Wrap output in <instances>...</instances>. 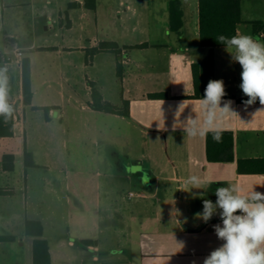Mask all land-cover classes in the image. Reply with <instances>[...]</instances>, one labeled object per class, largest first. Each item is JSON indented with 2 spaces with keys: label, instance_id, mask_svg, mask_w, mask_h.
<instances>
[{
  "label": "crops",
  "instance_id": "crops-1",
  "mask_svg": "<svg viewBox=\"0 0 264 264\" xmlns=\"http://www.w3.org/2000/svg\"><path fill=\"white\" fill-rule=\"evenodd\" d=\"M112 1L104 2L106 10L110 11L117 6V13L124 11V18L122 17L119 26L113 27L114 30L118 29L116 33L104 31L102 28L98 16L103 5L101 0H96L94 8L87 7L86 0H70L68 9L61 12L51 0L44 1L42 7L39 6L38 0H0V82L7 88L8 103L14 106V133L11 136H0V188L13 192L0 195V219L7 217L6 201L15 194L13 186L6 182V176L9 178L10 172L15 170L17 159L29 152L27 109L46 110L48 124H51L54 121L52 117L57 115L63 133L69 132L70 126L74 131H78L77 125L89 111L96 120L102 116L109 117L130 127L125 131L116 128L94 129V132L87 136L98 141L95 152L104 165L97 171L96 175L101 179L95 183L96 205L101 211L103 209V214L98 220L102 226L101 230L107 224L118 220L116 215L119 210L112 199L101 208L102 190L113 195L119 182L139 188V197L151 198V202L147 201L146 205L153 204L155 207L154 216L142 213L143 223L146 224L138 236L133 234L130 239L132 246L138 247V250L133 252L137 251L139 258L132 252L133 255L127 260H122L123 263H116L113 262L116 259L114 256L106 255L103 264H204V259L223 242L217 238L213 227L221 223L219 215L214 214L208 222L196 215L202 212L203 201L209 199L215 202L214 193L220 186L238 185L242 190L241 194L253 190L264 192V171L239 169L241 159L264 158V105H261L259 100L250 105L245 103L246 100H241L248 99L239 87L242 69L238 63L232 62L225 46L215 47V79L224 81L226 95L223 102L231 101V107L235 111L224 115L218 112L217 124L221 131H233L235 158L222 162L209 161L206 156V135L191 137L184 134L180 128L182 121L190 113L198 116L201 122L204 120L202 98L189 97L194 94L193 64L201 62L209 53V48L200 44L199 0H180L178 10L182 24L179 30L171 27V0H116L118 3L115 5H112ZM28 3H31L34 18L42 14L44 22H55L54 14L57 11L60 18L65 13L66 21L62 27L70 37L67 43L61 46H42L45 51L58 48V53L65 57L59 66L62 89L54 91L59 101L38 100L40 92L34 77V61L30 57L33 97L30 104L24 102L22 60L28 55L26 48L20 46L18 37L5 32V13L13 7L14 14L17 12L15 6ZM120 6H125L126 9L122 10ZM241 8L242 21L238 31L264 42V0H241ZM87 10L95 13L93 31L88 39V23L85 22ZM77 20L79 35L75 39L74 35H70V31L75 27ZM50 26L46 25L45 28ZM104 41L118 43L120 52L93 51ZM24 42L31 43L30 46L34 45L30 39ZM19 50L23 52L22 59L16 56ZM104 54L113 55L110 58L111 68L117 86L114 98L109 97L112 94L106 91V81L103 77L106 60L102 59ZM90 67L94 69L93 77L87 75ZM46 86L48 89L53 88L48 81ZM85 88L88 89L90 98L88 102L83 91ZM151 93H166L167 96L151 97ZM95 97L114 105L120 111L128 106L129 116L95 108ZM175 123L178 127L173 130ZM135 131L151 138V143L140 152L133 151L136 148L133 144ZM81 136L84 137L82 134ZM18 138L24 141L22 149L14 147ZM6 154L14 155L13 170L4 168L3 157ZM190 176H198L201 179L200 189L186 183ZM67 187L71 188L69 182ZM86 187L83 182L77 183L79 204L84 205L88 201L85 195ZM131 192L136 195L134 190H130V198ZM112 211H115V216ZM103 216L105 217L102 219ZM27 219L43 222L44 237L49 241L53 263V248L51 239L45 233L43 217L27 214L24 227ZM124 219L132 220L133 217L126 212ZM101 230L91 234L82 231L70 240L71 247L78 245V251L83 252L81 264H85V259L91 255L94 260H100L97 252L102 248L110 249L112 253L111 249L116 244L111 240L112 232L103 237ZM25 233L32 242L33 238L27 234L26 228ZM77 238L79 242L75 241ZM83 239H93L95 243L84 245L80 243ZM121 247V243H118V248ZM118 251L121 250L113 249V253ZM28 264H32V253Z\"/></svg>",
  "mask_w": 264,
  "mask_h": 264
},
{
  "label": "rangeland",
  "instance_id": "rangeland-1",
  "mask_svg": "<svg viewBox=\"0 0 264 264\" xmlns=\"http://www.w3.org/2000/svg\"><path fill=\"white\" fill-rule=\"evenodd\" d=\"M17 1L23 2L24 0ZM44 1L46 0H38L40 7ZM51 1L58 6L57 9L61 12L68 9V1L70 0ZM101 1L103 5L98 16H100L99 21L102 28L104 31L116 33L118 29L114 30L113 27L119 26L122 17L124 18V11L117 13V6L108 11L106 6L104 7V2L107 0ZM112 2V5L118 3L116 0ZM38 4L34 5L37 6ZM120 7L122 10L126 9L125 6ZM15 8L17 9L16 13H12L13 7H10V10L5 13V32L9 35H16L19 39L18 42L21 41L20 46L26 48V54L34 61V77L40 92L38 100H58L59 97L55 92L62 89L59 66L65 57L58 53V48L45 51L42 46H61L67 43V39L70 37L62 27L66 21L65 13H62L63 18H60V13L57 11L54 14L55 22L51 23L50 21L44 22L42 14L34 18L31 3L17 5ZM94 18L95 13L87 10L85 18V22L88 23L87 39L93 31ZM77 22L78 20L75 27L70 31V35H74L75 39L79 35V23ZM51 24L52 26H50ZM46 25L50 27L46 29ZM26 39H30L34 45L30 46L31 43L24 44ZM111 56L113 55L104 54L102 57L103 60H106L103 66V77L106 81V91L112 94L109 97L114 98L117 86L114 81L115 76L112 74ZM89 70L87 75L93 77L94 69L90 67ZM46 81L51 83L53 88L48 89ZM79 87L81 89L82 85L80 84ZM83 91L86 101H90L88 89L85 88ZM47 115L46 110L27 109L26 128L29 139L27 147L35 165L25 167V156H22V158L17 159L16 168L10 172L9 178L6 176V182L13 186L15 194L6 201L8 218L2 219L4 221L0 219V235L13 236V239L0 242V264H28L30 261L32 242L26 237L24 227V218L27 214L32 217L37 214L43 217L45 233L51 239L53 248V264H81L83 252L78 251V245L71 247L69 245L70 240L77 237L82 231L91 234L100 231L102 227L98 220L103 214V209L101 211L100 207L96 205L95 194L97 190L95 183L101 179L96 173L104 165L95 152V145L98 141L89 139L87 136L91 132L93 133L94 129L109 130L116 128L119 131H125L129 130L130 127L109 117L102 116L96 120L87 111L77 125L78 131H74L73 127L70 126L69 132L63 133L57 115L52 117L54 121L51 124L47 123ZM31 134L32 136H30ZM150 139V136L144 137L139 131H135L133 144L136 145V148L133 151H143L148 143H151ZM17 140L14 143L15 149L17 147L22 149L24 141L20 138ZM118 143L120 144L121 141ZM165 152L167 154V151ZM102 180L104 182V179ZM68 182L71 184V188L67 187ZM78 182H83L87 186L85 195L88 201L84 205L79 204ZM138 189L119 182L113 195L107 194L104 189L102 190L101 208L105 207L107 202L112 199L113 204L119 210L118 215H116L118 220L102 228L101 235L105 237L104 235H110L111 231L113 238L111 240L115 241L116 244L111 249L112 253H110V249L102 248L101 251L97 252L100 260H94L93 255H91L85 259V264H103L106 261V255L114 256L116 259L113 262L123 263L122 260H127L133 255L134 250H138L137 245L132 246L130 243L131 236L133 234L135 237L138 236L146 224V222L143 223L142 213L154 216L155 212L153 204L146 205L147 201L151 202V198L141 199L138 195ZM130 190H134L136 194L131 198L129 197ZM112 212V215L115 216V211ZM126 212L129 213L130 217H133L132 220L124 219ZM75 241L79 242L78 238ZM118 243H121L123 247L118 248ZM113 249H120L121 251L113 253ZM135 253L134 255L139 258V255Z\"/></svg>",
  "mask_w": 264,
  "mask_h": 264
},
{
  "label": "clouds",
  "instance_id": "clouds-1",
  "mask_svg": "<svg viewBox=\"0 0 264 264\" xmlns=\"http://www.w3.org/2000/svg\"><path fill=\"white\" fill-rule=\"evenodd\" d=\"M216 40L225 46L232 62L242 69L239 87L248 97L245 103L250 105L259 100L264 105V42L239 31L231 37L220 35ZM225 95L224 81L210 80L202 96L204 120L201 122L198 116L190 113L180 126L184 134L195 137L212 132L213 139L219 141L218 112L220 115L235 112L231 101L223 102ZM12 111L7 101V88L0 82V115L11 116ZM179 111L180 108L176 116ZM177 127L175 123L173 130ZM186 183L200 189L202 181L198 176H190ZM241 192L238 185L217 187L215 202L205 199L202 212L196 214L204 222L214 214L221 220L213 227L223 243L211 251L204 264H264V192Z\"/></svg>",
  "mask_w": 264,
  "mask_h": 264
},
{
  "label": "trees",
  "instance_id": "trees-1",
  "mask_svg": "<svg viewBox=\"0 0 264 264\" xmlns=\"http://www.w3.org/2000/svg\"><path fill=\"white\" fill-rule=\"evenodd\" d=\"M180 0H171V27L179 30L182 20L181 13L178 10ZM87 7L94 8L96 0H86ZM200 16V44L209 48V53L201 61L193 64L194 94L189 96L193 98H202L205 88L210 80L215 79V53L214 49L218 46H224L216 38L220 35L231 37L238 31V26L242 21L241 0H199ZM108 50L115 53L120 52L118 43L114 41H104L93 51ZM1 61V54H0ZM22 78L24 102L30 104L33 97L32 90V66L31 59L26 56L22 60ZM151 97H166V93H151ZM241 100H247L242 98ZM12 106L11 116L0 115V136H11L14 133V119ZM128 105V104H126ZM93 106L97 109L118 112L129 116V107L120 111L110 103H104L100 98L95 97ZM219 141L213 139V133L206 134V156L209 161L222 162L235 158L234 146L235 136L231 130H219ZM25 163L27 166L35 165L30 153L26 152ZM3 165L6 170L14 169V155L6 154L3 157ZM239 169L241 171H264V158L259 159H241L239 160ZM10 190L0 188V195L12 194ZM25 228L32 240V264H53L49 241L44 237V224L38 219H27ZM13 236L0 235V241L12 240ZM80 243L90 245L95 243L93 239H83Z\"/></svg>",
  "mask_w": 264,
  "mask_h": 264
},
{
  "label": "built area",
  "instance_id": "built-area-1",
  "mask_svg": "<svg viewBox=\"0 0 264 264\" xmlns=\"http://www.w3.org/2000/svg\"><path fill=\"white\" fill-rule=\"evenodd\" d=\"M16 56H17L18 59H22V57H23V52H22L21 50L17 51ZM130 196H131V197L134 196V193L131 192V193H130Z\"/></svg>",
  "mask_w": 264,
  "mask_h": 264
}]
</instances>
